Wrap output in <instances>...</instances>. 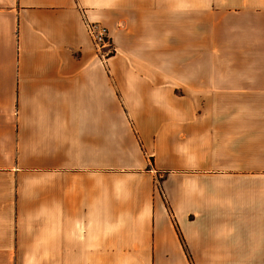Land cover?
Segmentation results:
<instances>
[{
  "label": "crops",
  "instance_id": "0c3cea01",
  "mask_svg": "<svg viewBox=\"0 0 264 264\" xmlns=\"http://www.w3.org/2000/svg\"><path fill=\"white\" fill-rule=\"evenodd\" d=\"M0 264H264V0H0Z\"/></svg>",
  "mask_w": 264,
  "mask_h": 264
},
{
  "label": "built area",
  "instance_id": "2783aa9c",
  "mask_svg": "<svg viewBox=\"0 0 264 264\" xmlns=\"http://www.w3.org/2000/svg\"><path fill=\"white\" fill-rule=\"evenodd\" d=\"M86 31L94 45L97 59L105 64L112 54L110 37L106 27L96 22H86Z\"/></svg>",
  "mask_w": 264,
  "mask_h": 264
},
{
  "label": "rangeland",
  "instance_id": "374dc122",
  "mask_svg": "<svg viewBox=\"0 0 264 264\" xmlns=\"http://www.w3.org/2000/svg\"><path fill=\"white\" fill-rule=\"evenodd\" d=\"M108 35H109V33H108ZM184 36H185V38H184L185 47H187V46H189V37H187V36L185 35V33H184ZM110 42H111V40H110ZM185 47H184V49H185ZM111 49L113 50L111 56H113L114 53H115V51H114V48H113V46H112V43H111ZM183 53H184V54H187L186 58H189V53L185 52V50H183ZM111 56H110V57H111ZM189 66H190V62H189V60H187V59L185 60V57H184V61H182V64H181V68H182L183 70H189ZM103 67H104L105 69L108 68V66H107V62H106L105 64H103Z\"/></svg>",
  "mask_w": 264,
  "mask_h": 264
}]
</instances>
